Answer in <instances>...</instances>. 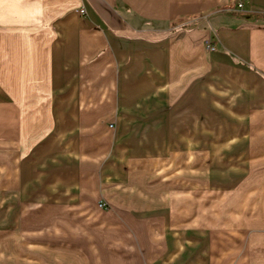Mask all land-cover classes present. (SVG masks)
Returning a JSON list of instances; mask_svg holds the SVG:
<instances>
[{
	"label": "crops",
	"instance_id": "obj_1",
	"mask_svg": "<svg viewBox=\"0 0 264 264\" xmlns=\"http://www.w3.org/2000/svg\"><path fill=\"white\" fill-rule=\"evenodd\" d=\"M140 121L194 182L238 197L229 224L131 205ZM0 168L18 223L87 219L73 237L49 222L50 249L80 253L48 264H264V0H0ZM102 199L123 225L90 220Z\"/></svg>",
	"mask_w": 264,
	"mask_h": 264
},
{
	"label": "rangeland",
	"instance_id": "obj_2",
	"mask_svg": "<svg viewBox=\"0 0 264 264\" xmlns=\"http://www.w3.org/2000/svg\"><path fill=\"white\" fill-rule=\"evenodd\" d=\"M136 127L137 137L130 139L132 150L131 154L129 153L130 162L126 165L127 172L131 171L132 173L131 187L136 189L134 190L135 194H131V205L139 209L151 204L162 206L167 202L174 208L177 204H181L186 211L184 222L216 227H224L229 224L230 217L234 215V212L241 210L242 203L238 201V197L230 196L233 192L225 193L216 190V187L206 185L205 171H201L200 180L194 182L192 169H178L175 155L166 154V152L163 154L160 138L144 136L145 125L141 121L136 123ZM105 156V163H107L111 159V154ZM9 173L10 171L0 168V184L4 179L10 177L7 175ZM1 187L3 186L0 185ZM10 193L11 191H5V194L10 195ZM11 199L5 200V202L1 201L0 194V264H34L38 258L42 264H48L49 252L58 257H61V253L65 252L69 259L76 256L75 253H80L76 249H50L54 242H49L53 241L49 239L51 237L48 233L53 225L49 222L53 220L71 222L73 225L72 234L69 236L73 237L77 236L74 234L77 228L87 229L85 223L87 219L54 218L52 216L59 210L56 207L28 208L25 211L26 217L18 223L16 215L19 208L16 207L17 202ZM115 208L119 207L114 206L113 202L102 199L96 203L95 209L104 211V216L90 220L102 221L105 226L123 225L122 219L120 221L112 215L111 211ZM32 210H36V216H33ZM34 227L40 228L38 235H34ZM39 244L40 251L38 250ZM246 252L250 254V251ZM252 253L254 257L258 254L255 251Z\"/></svg>",
	"mask_w": 264,
	"mask_h": 264
},
{
	"label": "built area",
	"instance_id": "obj_3",
	"mask_svg": "<svg viewBox=\"0 0 264 264\" xmlns=\"http://www.w3.org/2000/svg\"><path fill=\"white\" fill-rule=\"evenodd\" d=\"M234 1H235V4H236V7L238 9H244V7H245V0H234ZM80 12L82 14H84L85 13V9H81ZM205 45H206L207 50H209V51H212V50H216L217 49L216 45L213 43V41L210 38H207L206 39Z\"/></svg>",
	"mask_w": 264,
	"mask_h": 264
}]
</instances>
